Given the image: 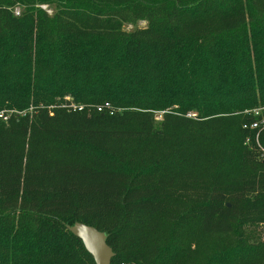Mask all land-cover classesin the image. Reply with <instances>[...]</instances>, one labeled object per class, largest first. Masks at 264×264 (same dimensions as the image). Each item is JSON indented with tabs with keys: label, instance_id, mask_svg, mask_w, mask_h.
Wrapping results in <instances>:
<instances>
[{
	"label": "trees",
	"instance_id": "obj_1",
	"mask_svg": "<svg viewBox=\"0 0 264 264\" xmlns=\"http://www.w3.org/2000/svg\"><path fill=\"white\" fill-rule=\"evenodd\" d=\"M4 111L0 264H264V0H0Z\"/></svg>",
	"mask_w": 264,
	"mask_h": 264
},
{
	"label": "water",
	"instance_id": "obj_2",
	"mask_svg": "<svg viewBox=\"0 0 264 264\" xmlns=\"http://www.w3.org/2000/svg\"><path fill=\"white\" fill-rule=\"evenodd\" d=\"M66 228L73 236L82 241L86 251L93 257L96 264H112L116 255L107 243L106 233L81 223Z\"/></svg>",
	"mask_w": 264,
	"mask_h": 264
},
{
	"label": "built area",
	"instance_id": "obj_3",
	"mask_svg": "<svg viewBox=\"0 0 264 264\" xmlns=\"http://www.w3.org/2000/svg\"><path fill=\"white\" fill-rule=\"evenodd\" d=\"M45 10H47L46 7H43ZM68 101H70V99H67ZM69 108H71L74 112L76 111H83L84 107H78L74 104L68 106ZM98 112H104V111H112V107L110 104L106 103L105 105L99 107ZM259 111H256L255 114L258 116L259 115ZM10 115H21L24 116L26 115V113H21V112H16V111H4V112H0V121H7ZM189 117L191 118H196L195 114H191L189 115ZM260 126H264V120H262L261 122H256L255 124L251 125L250 129H259ZM245 129H248V126L244 127Z\"/></svg>",
	"mask_w": 264,
	"mask_h": 264
},
{
	"label": "rangeland",
	"instance_id": "obj_4",
	"mask_svg": "<svg viewBox=\"0 0 264 264\" xmlns=\"http://www.w3.org/2000/svg\"><path fill=\"white\" fill-rule=\"evenodd\" d=\"M142 27L145 26V23L141 24ZM128 30L131 29V27L127 28ZM258 234L261 236V238L264 240V226H261L260 228L257 229Z\"/></svg>",
	"mask_w": 264,
	"mask_h": 264
}]
</instances>
